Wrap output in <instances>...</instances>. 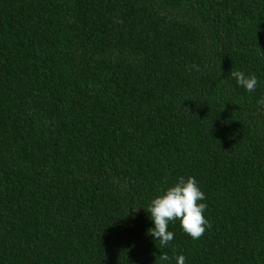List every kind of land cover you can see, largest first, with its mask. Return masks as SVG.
<instances>
[{
  "label": "trees",
  "instance_id": "16d2710c",
  "mask_svg": "<svg viewBox=\"0 0 264 264\" xmlns=\"http://www.w3.org/2000/svg\"><path fill=\"white\" fill-rule=\"evenodd\" d=\"M261 98L264 0H0V264H264ZM180 176L211 228L162 248Z\"/></svg>",
  "mask_w": 264,
  "mask_h": 264
},
{
  "label": "clouds",
  "instance_id": "9594fccd",
  "mask_svg": "<svg viewBox=\"0 0 264 264\" xmlns=\"http://www.w3.org/2000/svg\"><path fill=\"white\" fill-rule=\"evenodd\" d=\"M199 71V67L193 65ZM231 76L236 79L238 85L248 92H254L259 83L258 78L252 75H245L242 71H231ZM258 105L264 106V98H261ZM205 193L201 190L197 180L189 176H180L178 180L161 191V194L151 200L147 209L154 228L148 229L155 241L160 246L167 247L174 240V233L169 230V225L179 221L183 232L193 240L201 239L204 233L211 228L210 222L204 216L207 208ZM173 257L167 253L159 255L160 264H170ZM176 264H186L184 255L174 257Z\"/></svg>",
  "mask_w": 264,
  "mask_h": 264
},
{
  "label": "bare ground",
  "instance_id": "6f19581e",
  "mask_svg": "<svg viewBox=\"0 0 264 264\" xmlns=\"http://www.w3.org/2000/svg\"><path fill=\"white\" fill-rule=\"evenodd\" d=\"M53 14V13H52ZM52 20V19H51ZM33 62V61H32Z\"/></svg>",
  "mask_w": 264,
  "mask_h": 264
}]
</instances>
